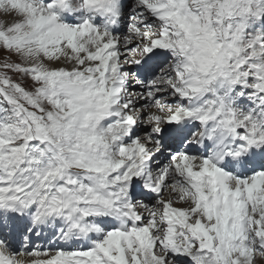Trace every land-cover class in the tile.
Returning a JSON list of instances; mask_svg holds the SVG:
<instances>
[{"label": "snow or ice", "instance_id": "6c2138e0", "mask_svg": "<svg viewBox=\"0 0 264 264\" xmlns=\"http://www.w3.org/2000/svg\"><path fill=\"white\" fill-rule=\"evenodd\" d=\"M0 264H264V0H0Z\"/></svg>", "mask_w": 264, "mask_h": 264}]
</instances>
